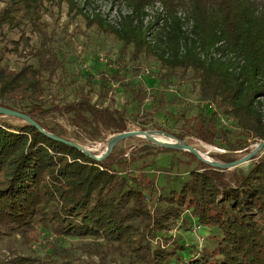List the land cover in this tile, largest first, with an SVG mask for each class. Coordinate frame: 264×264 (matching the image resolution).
Listing matches in <instances>:
<instances>
[{
    "label": "trees",
    "instance_id": "trees-1",
    "mask_svg": "<svg viewBox=\"0 0 264 264\" xmlns=\"http://www.w3.org/2000/svg\"><path fill=\"white\" fill-rule=\"evenodd\" d=\"M63 2L84 12L88 25L114 33L122 40V52L132 46L135 63L143 56L156 59L163 88L154 92L159 102L148 115L164 109V89L188 77L198 97L214 102L217 110L198 109L180 129L208 143L222 139L232 150L246 147L248 137L253 142L264 138V0H125L130 11L118 22L101 13L90 15L78 0H0L2 104L29 113L64 137L63 127L46 121L49 113L73 112L74 121L92 139L103 129H128L126 110L103 103L107 75L96 81L100 87L94 100L93 86L82 87L77 98L64 102L45 98L47 85L66 65L43 14ZM156 2L161 9L145 23L146 8ZM29 25L36 40L25 30ZM10 30L21 34L12 37ZM9 53L27 58L14 67ZM118 77L134 99L146 96L143 85ZM176 97L171 92L168 101L177 102ZM218 111L235 120L240 137L230 140L227 128L216 125ZM184 131L170 132L182 139ZM113 152L102 160L92 158L32 123L15 124L0 114V238L20 234L34 242L41 231L53 230L80 239L75 248L90 256L76 259L61 244L64 237H58L45 256L16 253L0 264H264V151L231 168L200 161L177 188L165 193L154 188L153 195L129 172L142 169L122 171ZM219 159L235 157L221 152ZM186 210L201 227L212 230L211 245L198 249L168 233ZM157 238L163 243L153 242ZM117 256L127 259L118 261Z\"/></svg>",
    "mask_w": 264,
    "mask_h": 264
},
{
    "label": "rangeland",
    "instance_id": "rangeland-1",
    "mask_svg": "<svg viewBox=\"0 0 264 264\" xmlns=\"http://www.w3.org/2000/svg\"><path fill=\"white\" fill-rule=\"evenodd\" d=\"M78 1L80 5L85 4V12L90 15L92 13H101L109 22H118L121 14L130 11V6L125 0ZM3 4L4 2H1V5ZM160 7L161 3L156 2L154 5H149L146 8L149 14L145 18V23L150 22L154 14L161 9ZM84 14V12L77 13L75 9L70 8L67 2L55 3L52 6V10L46 11L43 14L44 19L48 22L47 33L53 34L57 39L56 45L60 50V54L64 57L66 65L65 70L60 69L54 81L47 85V92H45L46 99L54 98L57 102H64L68 99L77 98L82 87L88 89L90 86H93L95 89L94 100L98 96L97 91L100 87L96 81H100L103 75H107L108 84L105 88L108 92L103 103L126 110L128 129H161L169 132L184 131L180 129V125L191 118V116H195L198 109L211 108L217 110L214 102L205 101L198 97L192 80L188 77H183L179 84H172L164 89V100L166 101L165 104L163 103L164 109L161 108L158 112L153 113V115H148L149 112L147 110L154 109L159 102V98L155 99L154 92L163 88L158 77L159 63L154 57L146 56H143L139 63H135L130 57V51L133 49L132 46L122 52L120 50L122 40L114 33L102 29L97 24L88 25ZM30 29V25L25 27L27 34L36 40L38 35L32 33ZM20 34L21 32L18 30L9 31V35L15 38H18ZM25 58L27 57H19L15 53H9V62L14 67L20 66ZM31 60L35 59L31 58ZM125 67L129 69L125 70ZM114 69H119V73L114 71ZM122 73H125V75H122ZM118 76H125L126 80H135L137 83L143 85L147 92L146 96L143 99H134L131 93L120 84ZM171 92L177 96V102L168 101ZM260 99H262L264 104L263 95L260 96ZM138 112L145 115V117L143 119L137 118L136 113ZM86 114L91 117L89 112H86ZM2 118L15 124L25 122L23 119L13 115L5 114L2 115ZM45 119L50 124L63 127L66 136L92 147L96 153H102L108 139L112 134L117 132L113 131V129H103L102 132L96 133L95 139H92L85 128L74 121L73 112L54 111L49 113ZM215 123L217 126L227 128V137L230 140L237 139L242 135L238 130L235 120L232 117L225 116L222 112L218 111ZM88 127H91V130L94 128L93 125H88ZM150 132L160 133L158 131ZM184 132L186 134L182 139L219 161H221L219 159L221 152L229 153L237 158L244 155L246 149L252 147V144L255 143L248 137L247 141L249 144L246 147L232 150L225 147L222 139L216 138L212 143H208L196 137L191 131ZM149 138L155 140L171 139L161 136H151ZM151 144L154 143L147 137L135 134L120 140L113 148V159L117 160L115 165L119 169L125 171L130 166L131 168L142 169V171H127L135 173L134 175L142 181V186L148 187L146 188L148 194L151 191V195H153L155 193L154 188L156 189V193H165L171 188H177L187 175L188 170L200 162L184 149ZM263 151L264 148L258 152L262 154ZM148 152L149 155H145ZM145 182L151 183V185H146ZM185 218L188 220V223H184ZM195 223H197L195 217L190 214L189 210H186L182 217L173 224L168 233L173 236H179L185 244L192 243L198 249L205 244L211 245L212 240L209 234L212 230L208 226L195 228ZM160 233L163 234L162 232ZM58 237H64L61 244L66 248L72 249L76 259L78 256L81 259L90 257L80 248H75L77 242L80 241L77 237L60 236L53 230H43L39 238L34 242L29 241L26 237L23 238L20 234L0 238V260L16 253L45 256L52 252ZM158 241L163 243L164 239H153L155 243H158ZM94 259L98 260L99 256L95 255ZM116 259L123 261L127 258L117 256ZM177 261L176 264H182L179 260ZM113 263L116 262L113 261Z\"/></svg>",
    "mask_w": 264,
    "mask_h": 264
},
{
    "label": "water",
    "instance_id": "water-1",
    "mask_svg": "<svg viewBox=\"0 0 264 264\" xmlns=\"http://www.w3.org/2000/svg\"><path fill=\"white\" fill-rule=\"evenodd\" d=\"M0 114H2V115H5V114L13 115V116H16V117L23 119L24 121L32 123V124L36 125L40 130L46 132L48 135H50L56 139L62 140L66 143H69L71 145H74V146L78 147L79 149H81L84 153H86L90 157L95 158V159H99V160L106 158L113 151L114 146L120 140H122L128 136H131V135H135L138 133H145L148 131L149 132L150 131L163 132L165 135L172 138V139L155 140V139L149 138L148 136H145L148 139H150L152 143L158 144L161 146H166V147L168 146V147H173V148L184 149V150L190 152L199 161L206 163V164H209V165L214 166V167H219V168H231V167H234L237 165L244 164V163L248 162L251 158H253V156L258 151H260L262 148H264V138H262L259 141L253 143L252 148L248 152H246L244 155L237 157V158L230 160V161H222V160L219 161V160H216L214 158L206 159V158L200 156L195 151V148L190 143L186 142L184 139L177 137L176 135L170 133L169 131L161 130V129L133 128V129H125V130L117 131L114 134H112L111 137L108 139V142H107V145H106L104 151L102 153H96L95 151H93L92 147H90L88 145L79 143V142H77L71 138L64 137V136L58 135L52 131L47 130L43 125H41V123H39L29 113L24 112V111H22L18 108H15V107H11L9 105H4L1 103V101H0Z\"/></svg>",
    "mask_w": 264,
    "mask_h": 264
},
{
    "label": "bare ground",
    "instance_id": "bare-ground-1",
    "mask_svg": "<svg viewBox=\"0 0 264 264\" xmlns=\"http://www.w3.org/2000/svg\"><path fill=\"white\" fill-rule=\"evenodd\" d=\"M138 135H144V136H148V137H151V136H161V137H168L167 135H165L163 132H160V133H155V132H145V133H138ZM170 138V137H168ZM172 139V138H171ZM193 146V145H192ZM195 148V151L202 157L206 158V159H210V158H213L212 156L208 155L207 153L205 152H201L198 148H196L195 146H193Z\"/></svg>",
    "mask_w": 264,
    "mask_h": 264
},
{
    "label": "built area",
    "instance_id": "built-area-1",
    "mask_svg": "<svg viewBox=\"0 0 264 264\" xmlns=\"http://www.w3.org/2000/svg\"><path fill=\"white\" fill-rule=\"evenodd\" d=\"M194 227H195V228H199L200 225H199L198 223H195Z\"/></svg>",
    "mask_w": 264,
    "mask_h": 264
}]
</instances>
